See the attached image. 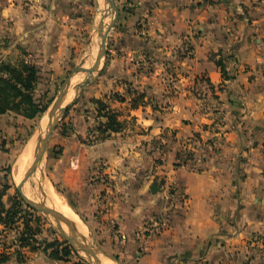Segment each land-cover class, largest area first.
I'll return each instance as SVG.
<instances>
[{"label":"crops","instance_id":"1","mask_svg":"<svg viewBox=\"0 0 264 264\" xmlns=\"http://www.w3.org/2000/svg\"><path fill=\"white\" fill-rule=\"evenodd\" d=\"M116 2L105 64L50 152L64 204L125 264H264V0ZM107 8L0 0V64L34 66L36 97L54 100L58 84L97 57ZM136 94L145 99L134 109ZM94 100L118 114L122 132L94 141L104 122ZM35 120L0 115V156ZM186 148L192 160L181 165ZM2 181L0 171V194ZM11 197L0 203L9 208ZM22 253L24 263L7 264L66 263Z\"/></svg>","mask_w":264,"mask_h":264},{"label":"rangeland","instance_id":"2","mask_svg":"<svg viewBox=\"0 0 264 264\" xmlns=\"http://www.w3.org/2000/svg\"><path fill=\"white\" fill-rule=\"evenodd\" d=\"M93 63H94L93 60L89 61L87 64H85L86 66H84V68H90L93 65ZM75 77L77 78L78 81L75 82L74 84L71 83V87L69 90V92L74 93V97L76 94L75 92L76 86L81 84L85 80L86 76L84 74H78ZM62 83L63 82L58 84V87H57L58 90L54 94L55 98L58 96L60 92ZM71 102L72 101L68 103L65 102V104H69ZM47 114L48 113H45L42 117L36 119L35 121H31L30 123H27L26 125L25 124L20 125V131L16 132L13 135L11 144L7 148L2 149V155L0 156L1 157L0 171L2 174V178H3L2 182H3V185L5 184L6 186L11 187L8 192L9 196H12L11 198L18 196V198L22 201L19 193L16 190V187L17 185L21 184V182L23 181L25 177L27 170L29 169L30 163L32 161L33 149L35 145L37 144L38 139L41 136H43L47 130V128L42 129V121L44 120L43 118L47 117ZM58 128L50 140L48 154L46 155V157H44V159L39 161L34 176L30 179L28 184L25 185L22 189L24 194L28 196L32 201L38 204H46L50 208L53 203V202L51 203V201H53L52 196L54 195L59 200H61V202L64 204V201L61 196L62 194H61L60 188L57 184L58 182L57 178H60V174L58 173V177L55 174L56 173L54 170L55 161L52 155L50 154L53 148H55V152H58L59 150V148L56 146L57 142L60 140V134L58 132ZM1 142H4V144H6V140L1 139ZM19 160L24 161L25 167L23 168L24 171L23 170H22L23 172L21 171L22 172L21 174L23 176L22 181L17 184L14 180V175L18 169L17 166H18ZM52 176L57 177L55 181L52 179ZM4 206L8 208L6 205ZM23 209L27 210V213L23 214L24 218L28 220L31 218L30 219L31 226L34 229H37L39 232L37 235V240L39 242V244L36 245L37 250L31 251L27 249L29 252L42 253L41 255L43 257H47L43 252L46 242H52V241L58 240L59 242L67 243V240H66L67 237H66L65 231H63V229L58 225V223L55 220H52V218L42 213L33 211L32 209L28 208L25 203H24ZM76 219L77 220L75 221H77L80 225L84 226L81 220H79L77 217ZM23 220L24 219H21L18 222L19 225H17L13 229H3V227H0V249L2 250L1 251L2 254H10L11 253L10 249L11 250L14 249V253L13 254L11 253V256H14L15 252L19 250L18 234L21 232L23 228V225H22ZM84 228L85 230L82 228V229H79V231L82 232V234L85 237L89 236L91 240V244L94 247V249L96 250L100 249L99 248L100 244L96 242L95 237L92 234L90 228L87 226H84ZM77 243L76 244L79 245L81 248H84V243L82 242L81 239H79ZM100 247L102 246L100 245ZM24 250L25 249L20 251L23 257L24 255L22 251ZM14 258L16 259L15 256ZM95 258H96L95 264H100V263L102 264L103 262L110 261L108 258H106L100 253L95 254ZM24 261H25V257H24ZM120 261H118L119 264H125L122 260ZM64 264H88V263H87L85 255L81 252H77L73 248V254L70 258V261Z\"/></svg>","mask_w":264,"mask_h":264},{"label":"trees","instance_id":"3","mask_svg":"<svg viewBox=\"0 0 264 264\" xmlns=\"http://www.w3.org/2000/svg\"><path fill=\"white\" fill-rule=\"evenodd\" d=\"M217 65L221 68L223 76L228 79L223 64L218 61ZM38 81V71L34 66L22 64L18 68H13L6 64H0V115L8 112H13L30 120H35L42 117L49 109L53 100H48L46 97H36V83ZM129 93V92H128ZM130 94V93H129ZM119 101H125L124 98L117 96ZM145 95L136 94L131 99L132 108L136 109L140 105H144ZM93 104L97 108L98 118L104 120L96 129V138L94 141H105L112 134H117L123 131L124 126L118 119V114L115 113L108 103L101 100H94ZM192 160V155H189V161ZM7 180V179H6ZM3 189L0 197L7 195L11 187L2 185ZM24 203L18 198L13 197L11 206L6 208L3 203H0V227L3 229H13L22 222L23 228L18 234L19 250L14 254L18 262L24 263V257L21 250L29 249L36 251L38 230L31 226V218L25 219L23 214L27 213L24 210ZM44 254L55 262H69L73 254V249L70 245L58 240L46 242ZM11 254L0 253V264H7L11 260Z\"/></svg>","mask_w":264,"mask_h":264},{"label":"water","instance_id":"4","mask_svg":"<svg viewBox=\"0 0 264 264\" xmlns=\"http://www.w3.org/2000/svg\"><path fill=\"white\" fill-rule=\"evenodd\" d=\"M105 2L108 8L101 16V20L98 24L96 31V36L100 40L97 57L95 58L94 63L90 68H84L85 63L82 62L68 75V77L63 82L58 96L53 100L52 104L49 107L50 109H48V111L46 112L48 113L49 111H51L48 116L49 122H48L47 130L45 134L39 138L37 144L35 145L32 153V161L30 167L27 170L21 184L17 185L16 187V190L19 193L22 201L26 204L28 208L32 209L35 212L42 213L52 218V220H55L58 223V225L76 241H78L77 240L78 238L82 240V242L84 243V252L88 255V257L86 258L88 264H95L96 261L95 254L97 253L102 254L103 256L112 260L116 264L119 263L115 258H111L107 256L101 249L98 250L94 249V247L91 244V240L89 236L85 238L79 232V229H82V227L84 226L80 225L77 221L66 217L64 214L50 208L46 204L35 203L22 192V189L25 185L28 184L30 179L34 176L39 161L44 159V157H46L48 153L50 140L54 132L60 126V123L66 117L67 112L70 110V108L74 106L80 94L84 91V89L90 85L94 76L100 71L101 66L105 64V61L108 57V36L110 32L116 27V24L120 16V11L117 6L116 0H105ZM109 19H111L110 23L106 24V21ZM78 74H84L86 78L81 84H79L76 87V96L73 99V101L63 106L64 100L68 96L72 80ZM157 189H158L157 186H153L151 188L152 193H156ZM66 240L67 243L71 246V248L73 247L77 252H79L75 248L74 243H72L68 239Z\"/></svg>","mask_w":264,"mask_h":264},{"label":"bare ground","instance_id":"5","mask_svg":"<svg viewBox=\"0 0 264 264\" xmlns=\"http://www.w3.org/2000/svg\"><path fill=\"white\" fill-rule=\"evenodd\" d=\"M107 22V21H106ZM108 23V22H107ZM109 24V23H108ZM78 80H77V78L76 77H74L73 78V80H72V84H74L75 82H77ZM78 86V85H77ZM76 86V87H77ZM75 92H76V88H75ZM75 96H76V94H75ZM75 97H74V93H71V92H69L68 93V96H67V98L64 100V104H63V106L65 105V102H70V101H73V99H74ZM50 112L51 111H49L48 112V114H47V117H45V118H43L44 120L42 121V129H44V128H47V126H48V122H49V120H48V116H49V114H50ZM44 131V130H43ZM39 140V139H38ZM31 164V163H30ZM18 169H17V171H16V173H15V175H14V180H15V182L18 184V183H20L21 181H22V172L24 171L23 170V168L25 167L24 166V161L23 160H19V162H18ZM30 167V166H29ZM23 170V171H22ZM22 171V172H21ZM53 191V190H52ZM23 192V191H22ZM24 193V192H23ZM51 199V198H50ZM52 200L53 201H51V203H52V206H51V208L52 209H54V210H56V211H58V212H60V213H62V214H64L66 217H68V218H70V219H73V220H77L76 219V216L61 202V200H59L55 195L54 196H52ZM50 201V200H49ZM50 203V204H51ZM85 226V225H84ZM84 230H85V228L84 227H82ZM63 231H65V230H63ZM80 232V231H79ZM86 232V231H85ZM65 234H66V237H67V239L68 240H70L72 243H74V245H75V248L79 251V252H81V253H83L84 255H85V257L87 258L88 257V255L84 252V248H81L79 245H77L78 243V241H76L74 238H72L69 234H67L66 233V231H65ZM80 234L83 236V237H85L83 234H82V232H80ZM85 238H87V237H85ZM80 238H78L77 240H79ZM77 243V244H76ZM106 261V260H105ZM104 264H113V263H110V261L108 262H103ZM102 263V264H103ZM101 264V263H100Z\"/></svg>","mask_w":264,"mask_h":264},{"label":"built area","instance_id":"6","mask_svg":"<svg viewBox=\"0 0 264 264\" xmlns=\"http://www.w3.org/2000/svg\"><path fill=\"white\" fill-rule=\"evenodd\" d=\"M191 154V150L189 149H184L181 153L180 156L178 157V162L179 164H187L189 162V155Z\"/></svg>","mask_w":264,"mask_h":264}]
</instances>
